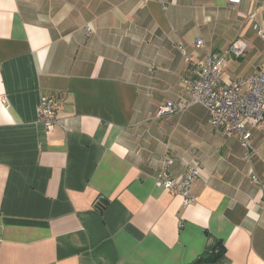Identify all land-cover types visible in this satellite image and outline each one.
<instances>
[{"label":"crops","instance_id":"1","mask_svg":"<svg viewBox=\"0 0 264 264\" xmlns=\"http://www.w3.org/2000/svg\"><path fill=\"white\" fill-rule=\"evenodd\" d=\"M256 21L264 0H0V264H264V129L243 159L202 104L156 115L236 38L223 81L264 70ZM194 163L196 202L155 185Z\"/></svg>","mask_w":264,"mask_h":264},{"label":"built area","instance_id":"2","mask_svg":"<svg viewBox=\"0 0 264 264\" xmlns=\"http://www.w3.org/2000/svg\"><path fill=\"white\" fill-rule=\"evenodd\" d=\"M142 5L152 0H137ZM242 0H227L231 6H236ZM249 18L254 19L256 12H251ZM252 28L259 38L264 40V24L254 22ZM195 45H203L201 38L195 39ZM179 50L185 59L191 60L184 48ZM247 50V44L240 38L234 39L223 51L209 52L198 63L197 76L193 80L185 81L184 86L189 99L179 102L167 101L160 106L157 116H170L193 103L202 104L209 111V123L215 129L227 136L237 135L244 148L243 159H250L254 152L251 147V128L264 129V70L247 78H238L232 82L223 81L226 67V56L241 57ZM59 102L48 96H41L38 102L37 119L46 132L58 123L56 112ZM198 164L188 165L180 178H172L162 169L155 176V185L172 193L180 195L182 205L187 206L196 202L197 197L191 192L193 181L199 176ZM264 188V184H262Z\"/></svg>","mask_w":264,"mask_h":264},{"label":"trees","instance_id":"3","mask_svg":"<svg viewBox=\"0 0 264 264\" xmlns=\"http://www.w3.org/2000/svg\"><path fill=\"white\" fill-rule=\"evenodd\" d=\"M217 247L218 248L213 250L212 253H211V258H210L211 260H216L223 252V248L220 245L217 246ZM202 259L203 258L200 257V258L196 259L195 261H193V263H191V264H198L199 262L202 261Z\"/></svg>","mask_w":264,"mask_h":264},{"label":"water","instance_id":"4","mask_svg":"<svg viewBox=\"0 0 264 264\" xmlns=\"http://www.w3.org/2000/svg\"><path fill=\"white\" fill-rule=\"evenodd\" d=\"M105 203V201L103 200V201H101L100 203H99V205H102V204H104Z\"/></svg>","mask_w":264,"mask_h":264}]
</instances>
